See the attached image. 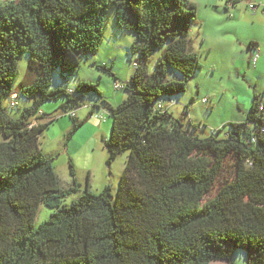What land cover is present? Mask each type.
Wrapping results in <instances>:
<instances>
[{
    "label": "trees",
    "instance_id": "trees-1",
    "mask_svg": "<svg viewBox=\"0 0 264 264\" xmlns=\"http://www.w3.org/2000/svg\"><path fill=\"white\" fill-rule=\"evenodd\" d=\"M111 6L116 26L133 34L130 49L137 54L121 87L125 98L114 105L88 80L72 90L52 88L54 76L77 75L82 58L97 53ZM197 17L192 0L0 3V264H210L232 262L237 250L245 252L246 264H264L260 96L253 95L244 121L207 135L186 120L187 105L174 116L162 101L184 93L202 67L190 38ZM23 53L30 56L29 72L14 90ZM98 68L112 74L106 65ZM89 93L102 99L112 118L104 139L107 163L128 155L116 192L110 185L98 193L86 187L67 204L78 183L74 178L65 188L41 148V134L54 119L41 106L65 98L63 110L74 112ZM18 97L29 103L13 114ZM70 118L74 128L82 123L75 114ZM41 203L53 212L35 228Z\"/></svg>",
    "mask_w": 264,
    "mask_h": 264
},
{
    "label": "rangeland",
    "instance_id": "rangeland-1",
    "mask_svg": "<svg viewBox=\"0 0 264 264\" xmlns=\"http://www.w3.org/2000/svg\"><path fill=\"white\" fill-rule=\"evenodd\" d=\"M5 1L0 0V3ZM192 1L197 5L198 17L191 26V45L198 53L202 67L188 81L184 93L165 97L162 101L174 116L184 114L187 105L186 120L189 118L200 124L201 134L207 135L239 114L237 103L241 107L249 106L255 92L264 104V64L258 62L254 66L250 62L251 51L248 48L250 40L256 41L255 53L260 52L264 57V0H238L235 4L230 0ZM250 3H255L257 8L248 7ZM105 21L104 36L97 53L82 58L77 75L67 80L54 76L52 88L61 86L72 90L79 81L88 80L93 84L98 83L105 99L114 105L125 98L126 91L123 88L116 89L115 81L123 84L134 70L137 54L130 49L134 37L131 32L116 26L114 7L108 8ZM160 53L157 51L149 58V72L154 70ZM18 63L20 74L13 82L14 90L27 77L30 56L21 54ZM98 65H106L112 74L99 69ZM192 98L194 101H191ZM17 99L19 105L11 111L13 114H18L19 108L29 103L23 97ZM9 101L5 104H9ZM64 103L65 98H60L42 104L41 112L54 119L42 132L40 145L43 152L52 158L61 184L68 188L74 178L78 183V190L66 196L65 202L70 204L86 187L98 193L110 185L116 192L118 176L124 168L128 152H122L110 164L107 163L108 152L104 139L110 135L112 118L106 105L94 93L86 95L83 104L74 112H65L62 108ZM75 112L82 122L76 128L70 118ZM70 131L72 133L68 137ZM71 163L74 175L71 173ZM52 212L53 209L41 203L35 228L48 220ZM210 264H246V254L243 250H237L232 262L213 260Z\"/></svg>",
    "mask_w": 264,
    "mask_h": 264
},
{
    "label": "crops",
    "instance_id": "crops-1",
    "mask_svg": "<svg viewBox=\"0 0 264 264\" xmlns=\"http://www.w3.org/2000/svg\"><path fill=\"white\" fill-rule=\"evenodd\" d=\"M191 41H193L191 39ZM253 42V45L252 47L249 48V50L251 51V57H250V62L254 65V66H257V63L259 62V64L263 65L264 64V57L262 56V54L259 55V57L257 58V61L256 63L254 64L253 63V55L255 53V49H257V42L256 41H253V40H250V43ZM262 59V60H260ZM260 60V61H259ZM119 89V88H118ZM256 93V92H255ZM254 93V94H255ZM259 95V94H258ZM207 100V99H206ZM252 101H253V97H252V100L249 102V106H245V107H241L239 103L236 104L237 106V111L239 112V114H235L232 118H229L227 121L230 122V121H233V122H240V121H244L247 117V113L248 111L250 110L251 108V104H252ZM76 116H77V113L75 112ZM227 121H225L224 123H228ZM127 158V157H126ZM125 166V165H124ZM124 170V168H123ZM122 170V172H123ZM122 172L119 174V178L122 174ZM119 178H118V182H119Z\"/></svg>",
    "mask_w": 264,
    "mask_h": 264
},
{
    "label": "built area",
    "instance_id": "built-area-1",
    "mask_svg": "<svg viewBox=\"0 0 264 264\" xmlns=\"http://www.w3.org/2000/svg\"><path fill=\"white\" fill-rule=\"evenodd\" d=\"M248 7L252 8V9H255V8H257V5L255 3H250L248 5ZM259 55H260V52L254 53V55H253V63L254 64L256 63L257 58L259 57ZM121 87H122V84H119L118 82L115 83V88H121ZM204 100H206V99H204ZM16 103H17L16 94H13L11 104L15 105ZM72 114H74V113H72ZM263 130H264V128H263Z\"/></svg>",
    "mask_w": 264,
    "mask_h": 264
}]
</instances>
